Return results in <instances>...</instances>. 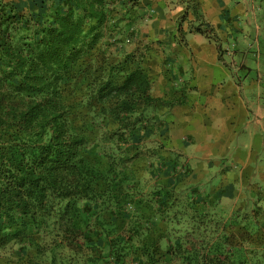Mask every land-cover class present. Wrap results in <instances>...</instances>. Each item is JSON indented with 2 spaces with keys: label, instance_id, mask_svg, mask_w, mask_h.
Listing matches in <instances>:
<instances>
[{
  "label": "trees",
  "instance_id": "16d2710c",
  "mask_svg": "<svg viewBox=\"0 0 264 264\" xmlns=\"http://www.w3.org/2000/svg\"><path fill=\"white\" fill-rule=\"evenodd\" d=\"M138 4L0 0V264H264V179L231 207L235 184L168 182L191 170L153 137L185 87L151 94Z\"/></svg>",
  "mask_w": 264,
  "mask_h": 264
},
{
  "label": "crops",
  "instance_id": "0c3cea01",
  "mask_svg": "<svg viewBox=\"0 0 264 264\" xmlns=\"http://www.w3.org/2000/svg\"><path fill=\"white\" fill-rule=\"evenodd\" d=\"M138 1L136 14L147 24L137 36L151 45L146 59L153 82L151 94L166 99L178 96L180 89L174 83L179 76L185 86V104L163 112L167 147L183 155L188 163L194 162L191 168L195 171L252 167L255 155L264 150V102H249L252 92L258 95L264 90V52L259 44L264 43L260 38L264 37V19L258 25L254 14L256 10L263 13L264 0H194L221 40L242 43L246 51L241 49L238 54L222 48L218 52L205 36L189 32L188 20L181 28L182 42L176 44V38H169L171 32L167 31L169 25L174 27L169 18L170 5L177 1L175 12L183 13L185 4L179 0ZM246 3L251 6L249 16L253 18H247ZM251 26H255L256 38L249 34ZM248 43L256 44L255 55H251L253 47ZM224 57L230 59L229 66ZM240 57L244 60L239 61ZM250 57H255L254 62H248ZM238 70L244 71V81L238 77Z\"/></svg>",
  "mask_w": 264,
  "mask_h": 264
},
{
  "label": "rangeland",
  "instance_id": "374dc122",
  "mask_svg": "<svg viewBox=\"0 0 264 264\" xmlns=\"http://www.w3.org/2000/svg\"><path fill=\"white\" fill-rule=\"evenodd\" d=\"M255 1V0H253ZM258 2V0H256ZM177 4V1H172L171 3V11H170V20H172L174 22V27H173V24L172 25H169L167 31L168 32H171L168 34V37L173 39L174 37L176 38L177 40V43L176 44H180V42H182V38H183V34H182V31H181V28L183 26V23L180 22V17L182 16V14L184 13L185 9H186V5H185V9L183 11V13H177L175 12V5ZM264 6V4H263ZM245 10L248 11V16L247 18H253L252 16H249V12L251 11V6L249 3H246L245 4ZM157 14H159V12L157 11ZM254 14L256 16V20H257V23L258 25H260L264 19V11L263 13L260 11L257 12L254 11ZM247 18H245V20H247ZM191 19V20H190ZM241 19H244L243 17ZM148 20V19H147ZM188 20V22L190 23L189 24V27H195V26H198V24L200 23V21H198L197 19H195V16L193 15L192 11H188L187 12V17H186V21ZM244 20V21H245ZM246 22V21H245ZM146 19L145 21H139L135 27H134V30L135 31H142L143 29L146 28ZM188 27V29H189ZM253 28V30H249V34L252 35V38H256V34H255V26H251L250 29ZM216 34V36L219 38L220 40V47L222 49H226V50H229L231 52H234L236 51V53L238 54L241 49H243V51H246V48H242V43L241 42H235V41H223L220 39V36L218 35L217 31L215 30L214 32ZM261 33V32H259ZM258 33V34H259ZM197 34V33H195ZM257 34V35H258ZM260 38H264L262 35L260 36ZM260 39V40H261ZM258 43V42H257ZM260 44V50L262 52H264V43L262 42H259ZM247 45H251L253 48L251 49V55H255L258 51H257V46L256 44L254 45L253 43H248ZM216 46V45H215ZM218 49V48H217ZM238 50V51H237ZM259 50V51H260ZM256 52V53H255ZM241 54V53H240ZM225 59V62H227V65L229 66L230 64V59L227 58V57H224ZM238 60V59H236ZM243 57H240L239 58V61H243ZM248 60V59H247ZM255 60V57H250V59L248 60V62H254ZM239 63H237V61L235 62V65H238ZM239 66V65H238ZM232 69H229L228 68V71L230 72ZM233 71V70H232ZM239 72V73H238ZM238 77L240 78H243L242 81L245 80V74H244V71H239L238 70ZM250 79H253L254 78V75H251L249 77ZM185 80V78H184ZM183 81V78L181 79L180 76L177 77L175 79V83L174 85L176 86V88L179 87V89L185 87L184 84L182 83ZM185 82H187L185 80ZM246 84V82H244ZM261 93L257 95V93H251V98H249V102L252 100L253 103H257V99H260L259 102L263 103L264 102V90L263 91H260ZM253 95V96H252ZM163 120H165V116L163 115ZM176 133V132H175ZM239 136H242V133L239 134ZM154 140H155V143L158 144V143H165L166 146L169 144V138H168V134L166 132L163 133V135L161 137L159 136H154L153 137ZM237 139V137L235 138ZM236 140H234L235 142ZM155 144H149L148 146L151 147V146H154ZM169 146V145H168ZM234 147L236 146V143H234L233 145ZM171 149V148H169ZM233 149V148H232ZM171 151L174 152V154H177L178 152L174 151L171 149ZM180 155V158H179V162H180V166L181 165H187L190 170H191V173H194L193 175L190 174L189 177H182V176H179L180 174H177L175 176V179H170L168 178V182L170 183H176V186L179 187V186H182V185H186L188 184V181H192V180H201L204 181V182H209V181H213L214 185H223V186H230V185H234L235 184V188H234V191H235V196L233 197L234 199L232 200H224L225 202V205L227 206H234L235 204H239L240 200H241V194H242V190H243V187H241V183H245V175H255L256 180L255 181H259L261 182V180L264 179V156L260 154V156H257V158L255 159V161L257 160V162L255 163L254 161V164L252 165V167H249L247 166L246 169H243V170H236V169H233V168H228L227 170H223L225 168L221 167V168H216V169H210V170H207V169H203V170H200V171H195L193 168H191L192 166H195L194 162L190 161L189 163L187 162V160L185 158H183L184 156L179 154ZM258 157L260 160H258ZM192 160V159H191ZM258 168V169H253V167ZM246 167V166H245ZM208 172V173H207ZM207 173V175H206ZM157 175V174H156ZM156 175H153V174H145V173H142L140 174L139 176V181H141V183H150V182H153V181H164V179H167V176L164 175V177L161 179L160 176H156ZM206 175V176H205ZM212 183V185H213Z\"/></svg>",
  "mask_w": 264,
  "mask_h": 264
}]
</instances>
